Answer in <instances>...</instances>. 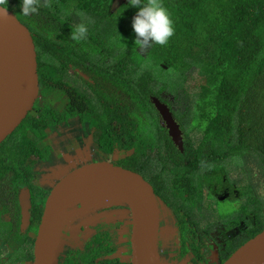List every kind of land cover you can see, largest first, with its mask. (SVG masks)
<instances>
[{
	"label": "trees",
	"instance_id": "16d2710c",
	"mask_svg": "<svg viewBox=\"0 0 264 264\" xmlns=\"http://www.w3.org/2000/svg\"><path fill=\"white\" fill-rule=\"evenodd\" d=\"M161 2L173 21L174 35L166 45L152 44L147 50L135 45L132 22L138 9L131 7L129 0L114 12L112 0H40L38 13L31 16L21 13V0H6L4 7L33 34L42 94L47 96L67 85L63 75L70 70V64L82 68L94 81L88 83L91 95L85 93L84 104L73 98L66 119L76 114L88 118L90 125L99 130L106 152L111 153L116 146L135 150L124 161L125 168L156 173L168 187L177 190L182 184L174 179L172 185L165 182V174L173 177L182 170L194 173L215 169L227 148L229 153L252 150L264 157V0ZM82 16L85 22L90 21L87 39L73 41L71 31L81 23ZM165 93L177 103L188 98L193 103L192 114H198L187 127L191 106L185 111L173 110L191 136L183 153L177 152L152 102L153 96L166 102ZM36 109L39 115H29L20 125L19 136L14 138L16 146L2 149L11 136L0 146V166L3 154L10 164L9 169H0V178L13 172L21 177L20 170L28 174L24 157L47 136L46 129L52 126L49 116L55 115L49 106ZM204 128L211 147L225 141L219 150L212 149L214 153L191 144L197 135L194 131ZM27 131L35 134L33 139L27 137ZM230 138L235 140L233 144L228 143ZM155 145L177 156L179 168L149 169L143 159ZM185 185L191 196L200 192L201 187L192 180ZM200 196L201 193L195 201ZM256 203L257 200L248 202L252 208L244 206L239 210L255 216L254 223L246 229L249 239L264 230V218L257 214L261 206ZM247 241L238 243L233 251Z\"/></svg>",
	"mask_w": 264,
	"mask_h": 264
},
{
	"label": "flooded vegetation",
	"instance_id": "af4514ba",
	"mask_svg": "<svg viewBox=\"0 0 264 264\" xmlns=\"http://www.w3.org/2000/svg\"><path fill=\"white\" fill-rule=\"evenodd\" d=\"M69 11L74 14V8H71ZM63 76L64 82L67 85L64 88L55 90L47 96L42 94V88L40 86V98L34 105L33 110L29 113V115L34 114L37 116L39 115V111L36 109L37 107L41 108L49 106L55 113V119H52L54 117L53 115L49 116V121L52 126L46 129L47 136L37 144L36 149H29V153L34 151V154L30 155L28 153V156L24 155L25 167L27 166L28 174H24L23 171L20 170L22 172L21 177H18V175L13 172L3 175L0 178V264H3V261L6 262L8 259H11L13 254L12 247L15 248L21 244V248H24L23 244L27 246L26 249L29 250V253L26 257L17 260L15 264H29L34 260L35 239L43 221L46 204L51 193L50 190L45 189L40 184V179L38 174H36L35 169L38 165L46 163L50 161V159L52 160L54 155L55 157H58L62 154L60 150H55L51 146L44 145V142L51 137L54 130L59 128L60 131V128L63 125L68 124L71 120H78L83 135L81 133H76L74 139L69 141L71 149L68 150L80 148L83 144L82 139L91 137L92 141L96 142V144L94 143L96 145V150L90 155L91 163L109 162L115 166L125 168L123 165L124 161L135 153L134 149L127 150L122 146H116L111 153H108L102 148L99 130L90 125L88 118L83 119L80 115L76 114L75 116L66 119V113L73 98L78 100L81 104H84L85 93L91 95V92L87 89L88 83L94 81L91 80L92 77L89 73L82 68L74 67L71 64L70 70L66 71ZM58 93L63 97L65 104L60 111L55 110L50 104L51 99ZM164 95L163 98L166 102H164L163 99L161 100V98H158L161 102L169 106L173 118L181 131L184 147L183 149H180L175 143L173 144L175 145L177 152L180 151L183 153L190 145L189 137L191 136L186 133V126H184V124L174 115L175 113L173 110H177L172 105L174 104V98L173 101L170 100L171 103L165 99ZM58 98L59 97H57V99ZM42 102H45V104L40 106V103ZM169 104L172 107H170ZM158 114L162 120V124L167 129L168 136L171 137L170 131L167 128V122L164 121V118L159 112ZM192 119L193 117L191 118V121ZM56 120L57 123L55 122ZM186 121L188 123L187 127H189L191 121L188 120V116L186 117ZM18 129L14 132L13 136L11 135L7 145L2 149L8 146H16L18 141L14 138L19 136ZM194 132H197V138H192L193 141L191 144H195L194 146H196V149L204 146L207 152L211 151L214 153L216 150H219L220 144L225 142H216L215 146L211 147L209 141L206 140L207 131L205 128ZM198 134L200 135L199 138ZM34 135L35 134H33L32 131H27V137L29 139H33ZM163 136L164 134L162 133V137ZM193 136H195V133H193ZM232 140L234 139L230 138L228 143L233 144L234 142H232ZM159 141L156 142V145ZM156 145L148 149V155L143 159L145 160V164H148V168H156L157 171L165 169H168L167 171H169L172 168H179L177 156L166 154L164 147L158 145V148ZM123 146H125V144H123ZM212 149H215V151ZM131 151L132 153H130ZM229 151L230 149L227 148L225 151V153L227 152L226 156L224 153V156L218 158L215 169H202L194 173H188L185 170H182L177 173V176L173 177L171 174H165V182H170L171 184L172 179H174L179 184H182L181 187H177V190L168 187L163 180L158 178V174L156 173L151 175L147 174L145 171L139 173L125 168L142 175L143 178L153 186L157 197L165 206V209L161 211L162 220L160 221V227L162 237L158 247L160 255L170 264H223L236 251L233 250L238 243H241L246 238L247 240H250L246 229L248 228L249 223L253 224L255 221V216L252 212L247 214L246 212L241 211L238 213V218L234 221L230 220L223 223L225 228L224 235H226L223 244L214 234L219 221L214 223L207 221L204 224V221L201 220V218L204 217L205 212L203 211V206L206 205L207 207L212 208L211 203H214L217 208L216 201L214 200H219L222 195L230 198V200L241 197L244 198V195H246L245 198L247 202L245 205L243 202V205L239 210L244 206L252 208V206L247 203L257 200L256 205L261 206V211L259 210L257 214L259 217L264 218V199L259 198L255 192L252 186V181L249 175L246 174L248 168L245 165V159L249 156H253L258 163L260 170L264 174V157L258 155L252 150H243L241 154H238V150L230 153ZM229 158L235 160L239 159L242 167L244 166L245 174H242L237 168L229 170L223 162ZM1 161L2 164H6H1L0 169H9L10 164L8 163V158L4 154ZM153 164L157 167H153ZM233 164L237 165L236 162H233ZM233 167L234 165H232V168ZM243 178L247 181H243ZM191 180L194 184H198L201 187L199 188L200 192L198 193V195L201 193V196L200 199L197 198V201H195V198L198 195L196 197L195 195L191 196L187 192L185 184H188ZM238 182L241 184L239 188H237ZM162 184H165L164 189L160 188V185ZM157 186L159 188H157ZM244 187H247L250 190L249 193L245 194L243 192ZM27 190L29 192L31 207L29 210L30 219L28 225L24 222V208L21 204L23 193L26 194ZM119 210L130 212L128 207L122 206L105 208L97 212L100 218L95 224L80 226L73 232L65 231V245L62 252L59 254L58 264H134L132 215L129 213L128 215L123 216L122 219H117L114 216H111L109 220L107 218L109 213H114ZM220 219L225 221L230 218ZM236 221H239V223L237 224ZM242 223H244L245 227L238 234L232 236L231 233H228L231 229H234L232 227H237V225H242ZM29 244L32 246L31 250L29 249ZM215 253H217V255H215Z\"/></svg>",
	"mask_w": 264,
	"mask_h": 264
},
{
	"label": "water",
	"instance_id": "95a60500",
	"mask_svg": "<svg viewBox=\"0 0 264 264\" xmlns=\"http://www.w3.org/2000/svg\"><path fill=\"white\" fill-rule=\"evenodd\" d=\"M6 10V14L0 12V146L20 127L40 98L33 36L13 12ZM152 102L167 122L174 143L183 149V137L169 106L158 97H153ZM51 185L46 188L51 193L35 239L31 264H58L65 245L64 232L95 224L100 218L97 212L113 206L128 207L130 212H127L132 215L133 263L170 264L158 248L161 211L165 206L153 186L139 173L109 162L90 161L69 169ZM26 194L23 193L21 204L28 225L31 208L28 190ZM109 215L123 217L121 210ZM223 264H264V230Z\"/></svg>",
	"mask_w": 264,
	"mask_h": 264
},
{
	"label": "rangeland",
	"instance_id": "374dc122",
	"mask_svg": "<svg viewBox=\"0 0 264 264\" xmlns=\"http://www.w3.org/2000/svg\"><path fill=\"white\" fill-rule=\"evenodd\" d=\"M127 0H113L112 1V11H116L121 5L126 3ZM73 9V8H72ZM74 21L77 23V18H74ZM73 22V20H72ZM92 44L91 41H89V46ZM147 50V49H146ZM145 52V50H143ZM166 67V66H164ZM165 76H169L168 74H164ZM193 75V74H192ZM193 79V78H192ZM159 84H157V87ZM156 87V88H157ZM181 95L184 94V92H180ZM165 93L164 97L167 99L169 102L173 101V97L166 95ZM57 97H59L57 99ZM171 100V101H170ZM172 103V102H171ZM174 104H172L177 110H182L185 111L187 110L188 106H191L188 108L189 110L187 111L188 113V120L191 121V118L195 116H198V114H192L191 108L192 104L188 98L186 99L181 98L180 102L177 103L176 101H173ZM45 102L40 103L41 105H44ZM50 104L53 106V108L57 111H60L64 107V101L63 97H61V94L58 93L56 94L50 101ZM193 121V119H192ZM191 121V125L193 124ZM197 122V121H196ZM195 122V124H197ZM76 133H81L83 135L82 128L79 126V121L78 120H71L68 124L63 125L60 128L54 130L53 134L49 139H47L44 142V145L51 146L55 150L58 149L62 154L58 157H52V160L42 163L38 165L35 169L36 174H38L39 179H40V184L46 189L47 187H51L54 183V180L61 177L62 175L65 174V172H68L69 169L76 168L77 166H81L83 164L89 163L90 162V155L94 153L96 150V142L92 141L91 137H88L87 139H82L83 144L80 146L78 149H73V150H68L71 149V146L69 145V141L74 139ZM197 138V135L195 136ZM200 135L198 134V138ZM235 140H232L234 142ZM95 143V144H94ZM132 153V151L130 152ZM224 165L231 169H239L242 174H245L244 172V166L242 167L241 162L239 159H227L224 160ZM233 162H236L237 165L233 164ZM243 163V162H242ZM234 167L232 168V165ZM245 165L248 168V172L246 174L249 175L251 181H252V186L259 196V198L264 199V174L260 170L258 163L256 160L253 158V156H249L245 159ZM67 170V171H65ZM65 171V172H64ZM233 172V171H232ZM239 177V176H238ZM249 180V178H248ZM243 181H247L245 178H243ZM250 181V180H249ZM240 182H238V187L240 186ZM249 189L247 187H244L243 192L249 193ZM246 195H244V198H238V199H231L224 197V195L220 196L219 200H214L216 201L217 208L215 207L214 203H211L212 208L207 207L206 205L203 206V211L204 212V217L201 218L202 221H204V224L209 221V222H218L217 224V229L216 232L214 233L219 240L224 243V240L226 239V235H224V222H228L230 220L234 221L236 218H238V213H239V208L243 205L246 204ZM224 197V198H223ZM213 200V199H212ZM238 201V202H237ZM123 216L128 215L129 213L127 211H122ZM111 214V213H109ZM110 216V215H109ZM111 217V216H110ZM220 218H230L228 220H221ZM110 219V218H109ZM108 219V220H109ZM198 219V218H197ZM245 225L244 223L237 225V227H232L234 229H231L228 233H231L232 236L234 234H238L240 231L244 229ZM237 232V233H236ZM165 233V232H164ZM162 234L160 236L161 240ZM159 240V242H160ZM22 245V244H21ZM20 245V246H21ZM20 246H17L15 248L12 247L13 249V254L11 256V259H8V261H3V264H15L17 260L20 258H24L28 255L29 250L26 249L27 246L23 244L24 248H21ZM31 245L29 244V249L31 250ZM159 248V247H158ZM31 264V262L29 263Z\"/></svg>",
	"mask_w": 264,
	"mask_h": 264
},
{
	"label": "clouds",
	"instance_id": "9594fccd",
	"mask_svg": "<svg viewBox=\"0 0 264 264\" xmlns=\"http://www.w3.org/2000/svg\"><path fill=\"white\" fill-rule=\"evenodd\" d=\"M6 0H0V12L6 14L4 8ZM131 7L138 9L133 18L132 27L136 34L135 45L140 49L151 47L152 44L164 46L174 35V24L168 10L161 0H129ZM40 0H21L20 11L24 16H31L38 13ZM82 16L79 23L71 31L73 41L87 39L88 23Z\"/></svg>",
	"mask_w": 264,
	"mask_h": 264
}]
</instances>
